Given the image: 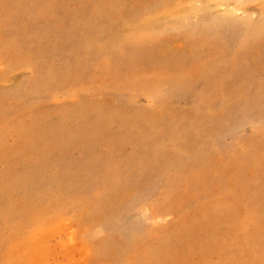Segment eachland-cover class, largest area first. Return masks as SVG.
Segmentation results:
<instances>
[{
	"label": "rangeland",
	"instance_id": "1",
	"mask_svg": "<svg viewBox=\"0 0 264 264\" xmlns=\"http://www.w3.org/2000/svg\"><path fill=\"white\" fill-rule=\"evenodd\" d=\"M0 264H264V0H0Z\"/></svg>",
	"mask_w": 264,
	"mask_h": 264
},
{
	"label": "bare ground",
	"instance_id": "2",
	"mask_svg": "<svg viewBox=\"0 0 264 264\" xmlns=\"http://www.w3.org/2000/svg\"><path fill=\"white\" fill-rule=\"evenodd\" d=\"M35 242H36V241H35ZM37 243H38V242H36L35 246L37 245ZM31 244H32V243H31ZM33 248H34V245H33ZM39 249H40V247H39Z\"/></svg>",
	"mask_w": 264,
	"mask_h": 264
}]
</instances>
